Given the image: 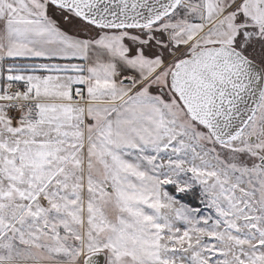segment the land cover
<instances>
[{
	"label": "snow or ice",
	"instance_id": "obj_1",
	"mask_svg": "<svg viewBox=\"0 0 264 264\" xmlns=\"http://www.w3.org/2000/svg\"><path fill=\"white\" fill-rule=\"evenodd\" d=\"M0 264H264V0H0Z\"/></svg>",
	"mask_w": 264,
	"mask_h": 264
}]
</instances>
